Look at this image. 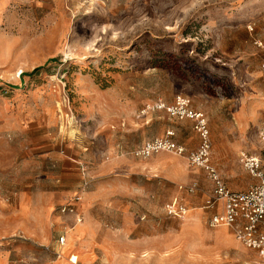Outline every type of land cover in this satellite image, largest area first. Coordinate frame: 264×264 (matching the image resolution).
Here are the masks:
<instances>
[{
  "label": "rangeland",
  "instance_id": "374dc122",
  "mask_svg": "<svg viewBox=\"0 0 264 264\" xmlns=\"http://www.w3.org/2000/svg\"><path fill=\"white\" fill-rule=\"evenodd\" d=\"M178 95L227 186L255 183L238 155H264V0H0V264H264L208 224L193 121L143 113ZM170 130L184 154L134 155Z\"/></svg>",
  "mask_w": 264,
  "mask_h": 264
},
{
  "label": "built area",
  "instance_id": "2783aa9c",
  "mask_svg": "<svg viewBox=\"0 0 264 264\" xmlns=\"http://www.w3.org/2000/svg\"><path fill=\"white\" fill-rule=\"evenodd\" d=\"M149 109H164L178 119L193 121L201 143L189 154V160L192 165L205 170L214 183L204 204V208L211 211L209 226L230 228L239 242L247 248L258 251L264 257V155L249 150L239 152V163L256 182L245 190H232L211 160L212 143L208 119L203 112L191 107L189 98L178 95L172 105H167L161 100L153 106L147 105L143 113ZM174 136V131L170 130L164 136L146 141L133 153L143 158L159 151H172L182 155L185 147L176 141ZM259 140L264 143V122L259 131ZM196 189L197 183H194L188 191L194 193ZM75 199L79 200L80 197L76 196ZM69 210L74 212L72 207H69ZM165 210L172 217H183L188 213L186 205L177 200L167 202ZM60 241L63 244L65 237H61Z\"/></svg>",
  "mask_w": 264,
  "mask_h": 264
},
{
  "label": "trees",
  "instance_id": "16d2710c",
  "mask_svg": "<svg viewBox=\"0 0 264 264\" xmlns=\"http://www.w3.org/2000/svg\"><path fill=\"white\" fill-rule=\"evenodd\" d=\"M43 67L42 66H38L35 69H33L31 72H22L21 76H25V75H31V74H36L38 73Z\"/></svg>",
  "mask_w": 264,
  "mask_h": 264
},
{
  "label": "crops",
  "instance_id": "0c3cea01",
  "mask_svg": "<svg viewBox=\"0 0 264 264\" xmlns=\"http://www.w3.org/2000/svg\"><path fill=\"white\" fill-rule=\"evenodd\" d=\"M235 148H237V147H235ZM237 153V152H236ZM223 155V154H222ZM237 156V155H236Z\"/></svg>",
  "mask_w": 264,
  "mask_h": 264
},
{
  "label": "bare ground",
  "instance_id": "6f19581e",
  "mask_svg": "<svg viewBox=\"0 0 264 264\" xmlns=\"http://www.w3.org/2000/svg\"><path fill=\"white\" fill-rule=\"evenodd\" d=\"M74 260H75V258H74Z\"/></svg>",
  "mask_w": 264,
  "mask_h": 264
}]
</instances>
